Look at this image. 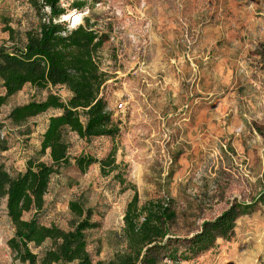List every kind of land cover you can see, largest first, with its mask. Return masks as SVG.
Listing matches in <instances>:
<instances>
[{"label": "rangeland", "instance_id": "rangeland-1", "mask_svg": "<svg viewBox=\"0 0 264 264\" xmlns=\"http://www.w3.org/2000/svg\"><path fill=\"white\" fill-rule=\"evenodd\" d=\"M75 1L62 0L72 20H60L74 29L89 18L110 37L100 59L110 76L102 96L121 134L86 141L69 133L70 155L103 159L116 147L127 183L123 187L117 173L103 176L99 165L86 173L74 165L52 179L44 210L24 220L70 231L80 221L71 202L93 210L100 227L88 232L87 242L97 264L117 251L136 192L142 204L174 200L180 237L194 235L235 202H255L264 192V0H89L85 9L73 10ZM42 18L31 0H0V48L24 45ZM50 94L71 97L66 88L28 85L0 109V145L6 148H0V164L13 177L25 172L30 159L51 163L39 152L50 118L60 112L50 110L20 126L9 119L13 109ZM14 234L4 200L0 264H24L9 247ZM217 244L180 264H264V205L238 220L230 241ZM50 248L51 242L31 245L39 260Z\"/></svg>", "mask_w": 264, "mask_h": 264}, {"label": "trees", "instance_id": "trees-1", "mask_svg": "<svg viewBox=\"0 0 264 264\" xmlns=\"http://www.w3.org/2000/svg\"><path fill=\"white\" fill-rule=\"evenodd\" d=\"M88 1L76 0L73 10L85 9ZM91 1L95 5L102 2ZM31 3L43 17L39 28L26 33L24 45L12 50L0 48V80L5 89V95L0 96V109L28 85L38 90L66 88L71 97L63 101L60 96L50 94L45 101L17 107L9 115L12 123L20 126L50 110L60 112L50 118L39 152L40 157L49 155L50 164L30 159L25 172L15 177L0 164V202L6 200L7 214L15 227L9 247L24 264H94L88 252L87 234L98 229L100 223L93 221V210L71 202L70 210L80 221L70 231L47 227L35 218L24 220V215L42 212L52 179L74 165L82 173L99 165L103 176L117 173L115 177L126 186L119 172L116 147L103 159L90 155L73 159L66 140L69 133L86 141L104 137L115 140L121 134L120 124L102 96L110 76L102 69L100 59L110 37L96 30L89 18L74 29L66 23H56L67 14L62 0H31ZM47 8L49 14L45 13ZM9 31L13 37L14 32ZM0 148L6 150L1 145ZM128 187L136 191L134 186ZM258 203L264 205V192L255 202H235L214 220L205 221L194 235L180 237L175 233L178 217L174 200L169 197L142 204L136 192L125 212L124 228L116 240L117 251L110 260L97 264L195 261L214 250L219 240L230 241L238 220L255 213ZM47 242H51V248L39 260L31 245L40 248Z\"/></svg>", "mask_w": 264, "mask_h": 264}, {"label": "built area", "instance_id": "built-area-1", "mask_svg": "<svg viewBox=\"0 0 264 264\" xmlns=\"http://www.w3.org/2000/svg\"><path fill=\"white\" fill-rule=\"evenodd\" d=\"M46 10L50 12V10L48 8ZM61 18H65V17H61ZM60 19L58 20V23H66V22H63V20L61 21ZM56 23H57V21H56ZM81 23H82V21L79 22L78 26L81 25Z\"/></svg>", "mask_w": 264, "mask_h": 264}, {"label": "bare ground", "instance_id": "bare-ground-1", "mask_svg": "<svg viewBox=\"0 0 264 264\" xmlns=\"http://www.w3.org/2000/svg\"><path fill=\"white\" fill-rule=\"evenodd\" d=\"M64 17H65V16H64ZM65 19H66V20H69V19L72 20V18H69V17H67V16L65 17ZM76 20H79V17H77Z\"/></svg>", "mask_w": 264, "mask_h": 264}]
</instances>
